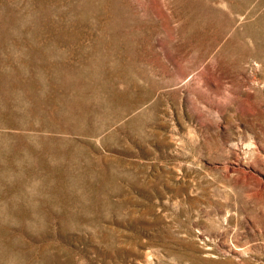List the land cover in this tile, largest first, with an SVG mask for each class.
Returning a JSON list of instances; mask_svg holds the SVG:
<instances>
[{
	"label": "rangeland",
	"instance_id": "1",
	"mask_svg": "<svg viewBox=\"0 0 264 264\" xmlns=\"http://www.w3.org/2000/svg\"><path fill=\"white\" fill-rule=\"evenodd\" d=\"M0 264H264V0H0Z\"/></svg>",
	"mask_w": 264,
	"mask_h": 264
},
{
	"label": "bare ground",
	"instance_id": "2",
	"mask_svg": "<svg viewBox=\"0 0 264 264\" xmlns=\"http://www.w3.org/2000/svg\"><path fill=\"white\" fill-rule=\"evenodd\" d=\"M196 12V11H195ZM217 12V11H216ZM214 25V24H213ZM210 27V26H209ZM217 28V27H216ZM220 30V29H219ZM211 31V30H210ZM214 41V40H213ZM217 42V41H216Z\"/></svg>",
	"mask_w": 264,
	"mask_h": 264
}]
</instances>
